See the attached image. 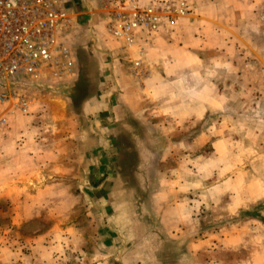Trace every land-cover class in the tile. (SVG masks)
<instances>
[{"label": "rangeland", "instance_id": "1", "mask_svg": "<svg viewBox=\"0 0 264 264\" xmlns=\"http://www.w3.org/2000/svg\"><path fill=\"white\" fill-rule=\"evenodd\" d=\"M230 7L233 13L253 14L242 22L241 39L233 35L230 44L215 51L199 49L194 40L201 36L188 24L192 5V13L183 18L190 43L170 40L183 19L177 20L170 32L161 31L143 44L139 77L132 75L127 54L110 40L98 19L84 15L66 40L71 75L42 70L36 78H19L10 86L27 100L28 108L24 114L11 112L7 103L0 111L7 120L6 132L0 133V264H97L102 251L87 208L91 192L75 178L85 172L77 163L82 150L75 149L79 138L72 121H80L74 112L83 95L105 92L106 83L110 88L120 80L140 88L157 71L156 62L170 60V54L172 61L206 62L204 70L193 71L218 84H209L208 112L172 133L176 147L170 149L166 134L148 127V138L158 143L155 149H144L146 157L130 172L139 173L137 189L145 198L140 204L150 202L155 208L176 203L188 214L179 209L182 222L177 228L146 231L166 238L172 232L170 251L178 257L177 264H202L207 258L217 264L264 252V0H241ZM162 36L164 44L173 43L176 50L165 52L166 57L154 51ZM203 39L213 42L209 36ZM190 74L188 87L200 89L196 75ZM43 183L51 186L49 194L31 197L37 192L34 185ZM148 215L158 220L159 213L143 216Z\"/></svg>", "mask_w": 264, "mask_h": 264}, {"label": "crops", "instance_id": "2", "mask_svg": "<svg viewBox=\"0 0 264 264\" xmlns=\"http://www.w3.org/2000/svg\"><path fill=\"white\" fill-rule=\"evenodd\" d=\"M77 1L73 2L75 6L78 5ZM186 1L193 5L192 19L188 24H191V30L195 29L201 36L196 38V42L193 40L202 51H205L206 47L215 51V47H224L226 42L230 44L232 39H229V36L242 37V22L252 19L253 16L231 11L230 6L240 5L241 0ZM80 9L83 10L82 7ZM83 19L84 16L78 17V23L73 27H78V24L83 23ZM184 22V19L178 21L170 40L174 42L179 39L187 45L190 40L187 38ZM204 36L212 37L213 42L208 40L206 43ZM156 40L159 42L154 45L157 56L161 57L162 54V57H166L165 52L171 53L172 49L173 52L176 51L172 47L173 43L164 44L163 36ZM185 51L191 52L187 48ZM169 56L170 60L156 62L157 71L153 77L144 80L140 88L120 80L115 81V85L111 84L110 88L106 83L105 92L96 93V90L91 95H83L79 107L74 112L75 120L80 121L79 124L72 121V131L79 138L78 142L74 143L75 149L82 150L81 159L77 163L80 171L85 172V175H76L75 178L81 187L91 192L92 204L87 205V208L91 225L99 236V248L102 251L100 257L96 258L97 264H177L178 257L173 258L170 251V245L174 243L172 232H169V238H166L146 230L177 228L182 222L179 220V209L187 216V208L176 203L155 208L150 206V202L140 204L139 199L145 198L137 189L139 173L130 172L136 171L137 160L145 156L144 149L156 148L158 142L149 139L146 134L149 125H153L156 133L166 134L170 149L176 147L177 139L170 141L172 133L177 132L178 126H184L185 123L201 118L208 112L209 84L212 81L216 86L218 81L193 71L194 68L204 70L206 62L172 61L174 56ZM167 69L172 70L171 74L162 71ZM190 69V72L196 75L194 79L201 83L200 89L188 87V80L192 79ZM178 86H182V92L178 91ZM193 99L198 103L194 104ZM160 148H163L162 145ZM57 159V176L62 180L64 170L60 156L57 155ZM34 186L37 192L31 196L33 198L47 196L51 189L50 185L44 183L40 187ZM164 203L170 204L171 201L166 200ZM155 212L159 213L158 220H154L153 216L152 219L149 215L143 216ZM189 212L192 213V207ZM243 262L264 264V252H253L244 258L228 262L220 260L217 264ZM202 264L211 262L207 258Z\"/></svg>", "mask_w": 264, "mask_h": 264}, {"label": "built area", "instance_id": "3", "mask_svg": "<svg viewBox=\"0 0 264 264\" xmlns=\"http://www.w3.org/2000/svg\"><path fill=\"white\" fill-rule=\"evenodd\" d=\"M0 0V111L24 114L28 103L10 90L19 78H36L42 70L71 75L73 62L67 36L78 17L97 18L107 36L127 54L139 77L143 44L192 13L185 0ZM91 24V20L89 21ZM7 120L0 115V133Z\"/></svg>", "mask_w": 264, "mask_h": 264}]
</instances>
